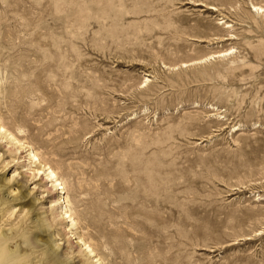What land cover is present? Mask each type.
I'll use <instances>...</instances> for the list:
<instances>
[{"label": "rangeland", "instance_id": "rangeland-1", "mask_svg": "<svg viewBox=\"0 0 264 264\" xmlns=\"http://www.w3.org/2000/svg\"><path fill=\"white\" fill-rule=\"evenodd\" d=\"M253 5L264 10L0 0L4 123L59 173L79 235L106 264H264V12ZM27 149L0 141V187L25 197L0 206L2 231L23 232L9 248L33 264H91L63 224L37 222L53 197ZM20 205L30 212L15 227Z\"/></svg>", "mask_w": 264, "mask_h": 264}, {"label": "bare ground", "instance_id": "bare-ground-1", "mask_svg": "<svg viewBox=\"0 0 264 264\" xmlns=\"http://www.w3.org/2000/svg\"><path fill=\"white\" fill-rule=\"evenodd\" d=\"M252 7L255 11L264 12L263 8L260 6L253 5ZM222 24H223V22H222ZM222 54L224 55V53H222ZM221 55L220 54L219 55H217V54L212 55V58H215V57H218ZM144 81H145V79H144ZM1 95H2V90H1V83H0V98H1ZM1 106L3 109L6 110V114H9L10 109H9L8 104L6 102L1 103V100H0V107ZM10 115H11L10 118H11L12 122H16L13 115L11 113H10ZM3 116L4 115H2L0 112V141L4 140V142H6L7 145L14 146L15 150H18V151L27 149L26 143L23 142V140L20 138L21 132L19 131V132L15 133L10 125L4 123V117ZM6 121H8V120H6ZM4 147H5V144H4ZM26 152H27V154L24 157V159L27 161L28 164H32L34 166V168H36L35 169L36 174L41 175L42 178L44 179V183L46 184V194L51 195L53 197V201L51 202V207H50L51 219L49 221L44 220V219H41V220L38 219L37 222L45 224L47 227H50L53 223L60 222L61 224H63L64 235L67 238L72 239L74 241V244L78 247L79 251H81V253L87 259H89L91 261V264H106L98 256V254L93 250V248L90 246V244L88 242H86L79 235L80 234L79 233V230H80L79 229V222L75 217V212L71 210L72 203L66 195V188H65L64 180L60 177L59 173L56 170L52 169L50 166L47 165V163H45L43 161V159L38 157V155H39V154L37 155L38 152L36 153L33 150V148H31L29 146V148L27 149ZM2 179H4V178H2ZM0 181H2V180H0ZM8 183H9V181H8ZM3 187H4V189H3ZM5 187H6V184H4L2 187H0V194L5 198L4 200H3V197H2V199H0V206H4L6 208L10 207L12 209V208H14V206L11 203L12 201L16 202L17 199H19L21 201L25 197H19L16 194V190H12L10 188H5ZM4 193H6L5 196H4ZM9 197H10V199H12L10 202H8ZM23 202H25V201H23ZM14 210H15V208H14ZM1 211H3V210H1ZM8 211L9 210L6 209L4 211V213L6 214ZM19 211H20L21 217L18 216V217H20V219H19V222L15 225V227H18L20 223L24 222V219L27 217V215L30 212V210H27L25 208V206H21L19 208ZM9 213H10V215H12L13 211L12 212L10 211ZM7 229H8V227H7ZM8 232H10V233H8ZM8 232L2 231V227H0V264H33V262L30 260V254L28 252H25L26 250L23 249V247L15 246L14 248H9L10 247L9 243L12 240H14L15 238H23V232H22V234H19V235L16 233L14 234L12 229H9ZM55 237L56 236L53 235V236H51V239H53ZM30 239H32V238H30ZM52 242L53 241L48 242L49 249L47 248L48 250H46V252H48V253L54 252L53 251L54 248L51 247ZM34 245L37 246V248H39V247H41L42 244L39 243V240L38 241L34 240ZM42 256H44V255L42 254L41 257ZM51 259H52L51 261L57 262L58 261V255L55 254V252L51 253Z\"/></svg>", "mask_w": 264, "mask_h": 264}]
</instances>
